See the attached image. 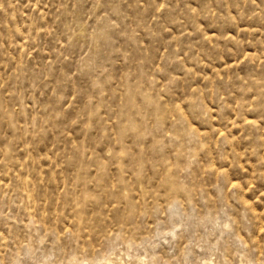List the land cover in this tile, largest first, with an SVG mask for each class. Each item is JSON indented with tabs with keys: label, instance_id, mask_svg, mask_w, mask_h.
Wrapping results in <instances>:
<instances>
[{
	"label": "rangeland",
	"instance_id": "1",
	"mask_svg": "<svg viewBox=\"0 0 264 264\" xmlns=\"http://www.w3.org/2000/svg\"><path fill=\"white\" fill-rule=\"evenodd\" d=\"M0 264H264V0H0Z\"/></svg>",
	"mask_w": 264,
	"mask_h": 264
}]
</instances>
